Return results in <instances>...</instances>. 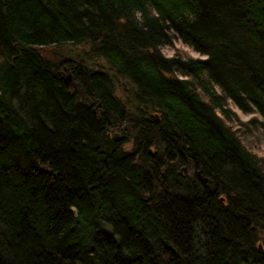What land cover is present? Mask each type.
<instances>
[{
	"label": "trees",
	"instance_id": "1",
	"mask_svg": "<svg viewBox=\"0 0 264 264\" xmlns=\"http://www.w3.org/2000/svg\"><path fill=\"white\" fill-rule=\"evenodd\" d=\"M263 142L264 0H0V264H264Z\"/></svg>",
	"mask_w": 264,
	"mask_h": 264
},
{
	"label": "rangeland",
	"instance_id": "2",
	"mask_svg": "<svg viewBox=\"0 0 264 264\" xmlns=\"http://www.w3.org/2000/svg\"><path fill=\"white\" fill-rule=\"evenodd\" d=\"M174 45L178 46L179 43L176 41ZM182 47L186 48V46H182ZM162 50L165 52V54L170 55L173 53L174 48L172 46H164ZM191 53L196 54V52L193 50L191 51ZM248 116H249L248 114H242V118H244V119L247 118ZM256 151H258L259 155L262 154L264 156V142L259 144L258 150H256ZM260 244L264 248V237H263L262 241L260 242Z\"/></svg>",
	"mask_w": 264,
	"mask_h": 264
},
{
	"label": "water",
	"instance_id": "3",
	"mask_svg": "<svg viewBox=\"0 0 264 264\" xmlns=\"http://www.w3.org/2000/svg\"><path fill=\"white\" fill-rule=\"evenodd\" d=\"M64 81L65 82H69L70 81V74L66 73V75L64 76Z\"/></svg>",
	"mask_w": 264,
	"mask_h": 264
}]
</instances>
